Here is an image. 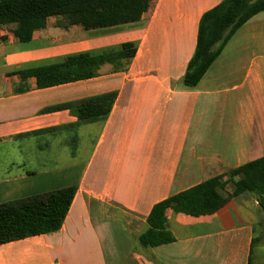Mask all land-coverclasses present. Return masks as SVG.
Returning a JSON list of instances; mask_svg holds the SVG:
<instances>
[{
	"label": "crops",
	"instance_id": "crops-1",
	"mask_svg": "<svg viewBox=\"0 0 264 264\" xmlns=\"http://www.w3.org/2000/svg\"><path fill=\"white\" fill-rule=\"evenodd\" d=\"M222 0H153L134 22L84 30L50 16L24 41L0 27V203L75 186L61 227L0 244V264H247L264 227L243 192L211 214L165 212L173 240L137 247L152 206L264 156V11L244 22L195 86L181 78L199 19ZM134 42L128 66L18 91L20 71L85 50ZM103 121L49 108L102 93ZM131 222V224H130ZM138 223L139 226H134Z\"/></svg>",
	"mask_w": 264,
	"mask_h": 264
},
{
	"label": "trees",
	"instance_id": "trees-1",
	"mask_svg": "<svg viewBox=\"0 0 264 264\" xmlns=\"http://www.w3.org/2000/svg\"><path fill=\"white\" fill-rule=\"evenodd\" d=\"M152 1L0 0V27L14 24L15 34L24 41L29 40L35 30L43 28L50 16L57 17V25L62 28L71 25L84 30L109 27L138 20ZM260 11H264V0H222L205 11L199 19L194 52L181 83L195 86L235 31ZM135 51L134 42H123L115 47L68 54L56 62L21 70L22 81L17 89L27 90L26 79L30 76L35 78L38 88H44L94 77L105 64H110L113 70H123ZM114 98V92H107L49 109H69L80 123L103 121ZM75 191V186H68L0 203V244L57 231ZM243 192L256 196L258 209L264 213V156L156 202L146 217V229L135 240L137 247L153 260L149 248L173 240L172 234L163 229L168 208L192 216L211 214ZM256 241L257 237H252L247 264H252Z\"/></svg>",
	"mask_w": 264,
	"mask_h": 264
},
{
	"label": "rangeland",
	"instance_id": "rangeland-1",
	"mask_svg": "<svg viewBox=\"0 0 264 264\" xmlns=\"http://www.w3.org/2000/svg\"><path fill=\"white\" fill-rule=\"evenodd\" d=\"M136 225L139 226L138 223H134V226ZM254 235L257 237V241L253 251L252 264H264V227H258Z\"/></svg>",
	"mask_w": 264,
	"mask_h": 264
}]
</instances>
